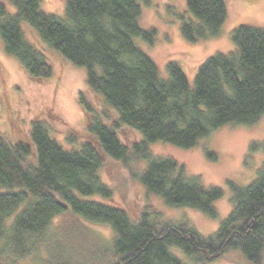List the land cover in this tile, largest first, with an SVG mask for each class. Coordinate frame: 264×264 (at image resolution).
<instances>
[{
	"label": "trees",
	"instance_id": "1",
	"mask_svg": "<svg viewBox=\"0 0 264 264\" xmlns=\"http://www.w3.org/2000/svg\"><path fill=\"white\" fill-rule=\"evenodd\" d=\"M6 1L0 2L5 52L32 79L52 77L45 53L25 36L27 25L45 44L86 69L89 89L102 96L118 120L105 121L109 116L97 112L80 93L88 138L71 149L53 139L39 120L30 122L27 130L13 118L5 120L6 132L0 134V264H16L39 252L46 256L43 264H94L97 251L110 264H185L171 246L208 262L238 250L248 262L262 264L264 165L249 186L231 185L232 211L207 238L185 223L83 197H113L101 178L107 160L126 167L144 161L146 167L136 177L150 193L170 207H191L216 218L214 203L223 197L222 190L185 177L183 166L154 156L151 146L163 142L190 149L220 128L253 125L264 115V28H236V50L210 56L191 87L174 62L163 78L156 62L136 43L156 41L157 31L140 23L142 4L150 0H66L65 17L42 11V0ZM186 2L191 17H181L184 39L198 43L219 37L228 17L225 0ZM120 124L143 139L125 144ZM207 156L216 158L210 151ZM92 224L113 228L110 246L100 244Z\"/></svg>",
	"mask_w": 264,
	"mask_h": 264
},
{
	"label": "rangeland",
	"instance_id": "2",
	"mask_svg": "<svg viewBox=\"0 0 264 264\" xmlns=\"http://www.w3.org/2000/svg\"><path fill=\"white\" fill-rule=\"evenodd\" d=\"M0 2L7 3L6 0ZM225 2L228 17L221 35L198 43L188 42L180 32L181 17H191L186 0H150L142 4L141 26L155 29L157 37L153 45L141 39H136V43L156 62L163 78L168 77V64L174 62L183 69L193 87L199 67L210 56L236 50L232 42V33L236 28L244 24L264 28V0ZM65 7L66 0L41 1V10L47 14L65 17ZM23 29L27 40L45 53L53 75L47 80L32 79L17 59L5 52L0 37V134L6 132L5 120L9 122L8 118H13V122L25 130L29 129L30 122L39 120L48 128L50 136L65 149L81 145L88 135L86 118L79 103L80 93L85 94L97 112L109 116L105 121L112 123L118 120L117 115L105 105L102 96L89 89L85 68L75 66L45 44L27 25L24 24ZM118 133L129 146L143 139L141 133L126 125L120 124ZM70 138L73 141H69ZM151 150L154 156L175 159L184 167L185 177L198 178L204 186L222 190L223 197L214 203L216 218L191 207H170L163 198L150 193L136 177L137 172L145 169L144 161H136L131 167H126L122 162L107 160L101 178L113 190V197L107 199L95 195L83 199L125 208L130 213L134 212L131 210L147 212L152 218L158 217L173 224L185 223L207 238L218 231L232 211L234 194L231 185L249 186L264 165V115L253 125L230 124L220 128L190 149L158 142L151 146ZM207 151L215 154L216 158H209ZM90 226L99 236L100 244L110 246L115 238L113 228L107 224ZM170 250L185 264H253L238 250L228 251L212 262L196 260L176 246H171ZM97 252L94 264H110L109 258ZM45 257L43 252H39V256L24 258L16 264H43Z\"/></svg>",
	"mask_w": 264,
	"mask_h": 264
}]
</instances>
